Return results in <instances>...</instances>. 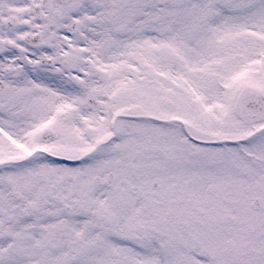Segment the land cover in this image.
Listing matches in <instances>:
<instances>
[{"label": "snow or ice", "instance_id": "1", "mask_svg": "<svg viewBox=\"0 0 264 264\" xmlns=\"http://www.w3.org/2000/svg\"><path fill=\"white\" fill-rule=\"evenodd\" d=\"M0 264H264V0H0Z\"/></svg>", "mask_w": 264, "mask_h": 264}]
</instances>
